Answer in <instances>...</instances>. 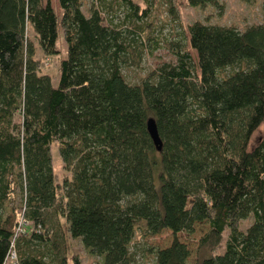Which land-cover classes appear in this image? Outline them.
<instances>
[{
    "label": "trees",
    "instance_id": "1",
    "mask_svg": "<svg viewBox=\"0 0 264 264\" xmlns=\"http://www.w3.org/2000/svg\"><path fill=\"white\" fill-rule=\"evenodd\" d=\"M87 1L84 15L80 0H57V15L50 0H0V264L11 254L13 264H76L72 241L102 264H131L136 233L165 231L168 245L149 248L153 264H187L176 234L201 224L194 264H264V24L193 22L171 44L175 61L132 85L120 68L137 59L134 41L101 13L118 1L137 17L138 7ZM37 52L58 60L55 81Z\"/></svg>",
    "mask_w": 264,
    "mask_h": 264
},
{
    "label": "rangeland",
    "instance_id": "2",
    "mask_svg": "<svg viewBox=\"0 0 264 264\" xmlns=\"http://www.w3.org/2000/svg\"><path fill=\"white\" fill-rule=\"evenodd\" d=\"M138 7V16L130 17L127 8L121 3H110L111 8L102 7V15L106 22L112 26V29L118 32L121 40H124L126 45L130 44L138 55L133 60L134 63L121 66L120 74L124 77L128 84H136L139 80L145 78L150 71L157 69L162 64H172L174 60V48L172 43L180 40L181 31L193 22H203L208 25L230 26L236 30L242 31L247 26L264 24V17L260 12L262 0H218L222 6L220 14L213 8L192 9L187 8L182 4L181 0H170L173 5L177 20L167 12V8L163 1H159L155 6H146L143 0H129ZM55 13L58 15L57 0H50ZM81 11L87 15L89 2L80 0ZM145 10V11H144ZM141 11L145 12L142 15ZM27 36L31 43L35 46L32 34L27 31ZM159 40V45L154 46L153 40ZM57 48L62 57L64 54V44L61 37L57 38ZM36 58L41 63V74L48 75L52 81L56 80L57 76V59H44L39 52L36 53ZM134 64V65H133ZM54 83V82H53ZM259 133H255L252 142L258 141ZM52 167L59 179L66 176L61 173V165L58 154L55 151V146L51 147ZM18 220V219H17ZM250 220L242 221L240 229L249 226ZM22 227L20 228V230ZM207 230L206 225H198L192 233H177L176 237L182 241L189 250L187 264H194L196 261V243L198 237ZM23 231V229L21 230ZM24 232H29L28 228ZM17 237H21L24 233L17 232ZM171 234L168 231L156 234L154 236H139L135 234L134 242L130 246L133 252L131 264H153L152 256L149 254L150 249H160L166 247L171 241ZM69 253L75 257L76 264H102L98 256L91 255L83 250L79 241L69 242ZM222 249V248H221ZM221 249L215 252H221ZM13 257L9 256L6 263L13 264Z\"/></svg>",
    "mask_w": 264,
    "mask_h": 264
},
{
    "label": "water",
    "instance_id": "3",
    "mask_svg": "<svg viewBox=\"0 0 264 264\" xmlns=\"http://www.w3.org/2000/svg\"><path fill=\"white\" fill-rule=\"evenodd\" d=\"M145 128H146L148 138L151 139L154 149H156L157 151H160L161 143H160V139L157 136L156 127L154 126V122L152 119H149L146 122Z\"/></svg>",
    "mask_w": 264,
    "mask_h": 264
},
{
    "label": "built area",
    "instance_id": "4",
    "mask_svg": "<svg viewBox=\"0 0 264 264\" xmlns=\"http://www.w3.org/2000/svg\"><path fill=\"white\" fill-rule=\"evenodd\" d=\"M11 256L13 257L14 255H13V254H11Z\"/></svg>",
    "mask_w": 264,
    "mask_h": 264
}]
</instances>
